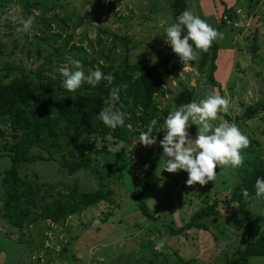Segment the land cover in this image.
<instances>
[{"label":"rangeland","instance_id":"1","mask_svg":"<svg viewBox=\"0 0 264 264\" xmlns=\"http://www.w3.org/2000/svg\"><path fill=\"white\" fill-rule=\"evenodd\" d=\"M170 3L171 0H0V76L10 71L8 77L12 73H26L36 79V72L49 75L68 64L70 58L80 60L86 74L97 68L111 70L125 55L126 47L133 61L166 60L174 74L165 80L164 87L172 91L156 95L159 107L167 108L168 114L178 108L172 93L181 84L192 86V101L197 102L213 93L221 96L222 90V95L229 99V111L219 113L220 119L214 124L233 123L235 119L249 138V147L241 153L244 166H218L213 182L203 187L188 186L187 172L163 170L167 157L162 147L157 165L152 166L155 144L144 146L133 137L129 142L108 141L110 151H92L91 166L68 173L60 163L62 152L52 145V158L24 163L20 173H37L40 179L48 181L77 183L79 190L105 184L113 188L116 205L107 215L97 216L105 206L97 203L57 222L40 219L19 227L8 221L1 209V177L11 163L8 151H3L0 264H222L249 227L257 233L264 231V200H256L255 195L239 209L219 203L218 213L203 217L207 224L204 229L191 227L184 234H172L163 223L174 227L185 224L197 208L214 196L224 198L243 172L264 161V112L236 119L247 104L264 100V0H187L189 10L222 32L224 39L214 41L216 55L212 62L210 57L201 66L199 54L185 69L166 43L165 30L174 22ZM50 5L53 7L49 8ZM224 7L229 21L221 23ZM29 16L35 17L32 29L18 32L19 19ZM113 32L130 36L129 44L113 40ZM209 64L213 67L211 75ZM13 65L18 68H7ZM7 128L3 125L6 131L0 133V143L4 137L13 139ZM196 131L195 125L188 129L187 146L195 147ZM164 135L161 129V139ZM92 139L88 135L81 141L88 143ZM101 141L98 138L94 147H100ZM120 149H124L130 161L122 168L120 156L113 152ZM37 150L47 153L45 146ZM79 150L75 147L76 152ZM142 186L139 197L145 199L155 215L161 214L158 219H149L138 207L133 192ZM161 238H166V245L157 251L155 242ZM248 264H264V256H252Z\"/></svg>","mask_w":264,"mask_h":264},{"label":"trees","instance_id":"2","mask_svg":"<svg viewBox=\"0 0 264 264\" xmlns=\"http://www.w3.org/2000/svg\"><path fill=\"white\" fill-rule=\"evenodd\" d=\"M27 5V1H25ZM171 12L176 18L186 9L189 10L187 0H171ZM50 5L49 8H52ZM223 12L220 22L226 23ZM52 18L56 20L54 15ZM107 31L106 29H104ZM186 34V33H185ZM113 40L120 39L127 44L130 36L112 33ZM67 41V40H66ZM191 43V42H190ZM255 46V44H253ZM75 46V44H73ZM121 60L111 70H102L105 75L112 74L114 81L111 85L101 80L92 86L84 83L75 92L62 87V77L57 68L49 75L38 71L36 79L26 73H12L10 77L6 71L0 76V133L6 131L3 125L8 126L13 139L4 137L0 143V153L3 151L10 155L11 163L5 169L1 184L4 186L2 213L13 225L24 227L40 219L59 221L92 204L102 203L97 216L107 215L116 205L114 190L105 184L90 190H79L77 183L67 184L63 181H48L40 179L37 173L32 175L21 174L20 166L36 159H49L53 157L50 146L56 145L62 152L60 163L68 173L79 168H87L93 163L92 151L99 152L108 149L109 142H129L133 137L139 138L142 131H146L152 119L157 120L154 135L157 138L152 166H156L160 158L159 141L161 140V127L168 114V109L160 108L156 95H164L171 88L164 87L166 79L174 74L173 68L167 66V61L158 63H143L133 61L129 57V49ZM216 43L207 52H200V65L211 62L216 55ZM210 62V63H211ZM214 65V64H213ZM15 69L18 66H10ZM210 75L212 64L208 65ZM41 74V75H40ZM211 77V76H210ZM126 84L127 88L121 86ZM113 87L120 88V99L112 101L110 92ZM223 91H220L222 97ZM194 89L192 86L181 84L172 93V100L177 107L192 101ZM105 107L120 110L125 113V124L115 129L109 128L97 118L99 111ZM259 111L264 112V100H257L254 104H247L236 119H248ZM264 120V113L262 114ZM231 120V118H229ZM235 119L233 122L235 123ZM264 132V128H263ZM92 135L93 139L84 143L81 138ZM102 140L100 147H94L97 139ZM45 146L47 153L37 150ZM75 147L80 148L75 151ZM120 156V168L130 162L124 149L114 150ZM252 163V162H250ZM121 175V170L119 176ZM102 178V175H99ZM264 177V161L254 164L248 172H243L240 178L226 192L224 198L212 197L197 208L185 224L177 227L163 222L172 234H184L191 227L207 228L203 217L218 213V205L230 206L239 209L245 205L250 197L255 195V182L257 178ZM140 183V182H139ZM138 183V184H139ZM147 181L142 182L145 186ZM134 191L137 204L142 214L151 220L158 219L159 215L148 207L145 199L139 197L141 188ZM242 189H247L249 198L244 199ZM252 256H264V231L257 233L251 227L242 234L241 241L230 255H226L222 264H248Z\"/></svg>","mask_w":264,"mask_h":264},{"label":"clouds","instance_id":"3","mask_svg":"<svg viewBox=\"0 0 264 264\" xmlns=\"http://www.w3.org/2000/svg\"><path fill=\"white\" fill-rule=\"evenodd\" d=\"M13 19L16 18L13 17ZM34 20L33 16L26 19L20 18L21 27L17 28V31L29 32ZM165 33L166 43L178 55L184 69L198 59L200 52H207L214 41L224 39L222 32L214 29L199 15L188 9L184 10L176 21L166 28ZM153 62H155L154 59ZM57 71L62 77V87L70 92H75L84 83L95 86L104 80L107 85H111L114 81L112 74L105 75L99 68L89 70L86 74L83 64L77 59L70 58L68 64L59 67ZM121 87L126 89L127 85L124 84ZM119 93L120 88L113 87L110 99L118 101ZM229 105V99L213 93L205 99L198 102L193 100L170 112L161 127L165 135L159 141L163 155L167 157L163 170L168 173L183 170L188 174L186 181L188 186L199 184L203 187L216 179L218 166L243 167L244 156L241 153L249 147V138L234 122L222 121L218 125L214 124L220 119L219 113L229 111ZM97 118L112 129L125 124V113L110 107L99 111ZM156 125L157 120L152 119L147 130L140 133L139 144L152 146L157 143V138L152 135ZM192 125H195L197 129L196 138L193 140L195 147L187 146L190 140L188 129ZM254 187L255 199L264 200V177L257 178ZM241 191L243 198L248 199L250 195L248 190L242 189ZM165 245L166 238H161L155 242V249L162 250Z\"/></svg>","mask_w":264,"mask_h":264},{"label":"built area","instance_id":"4","mask_svg":"<svg viewBox=\"0 0 264 264\" xmlns=\"http://www.w3.org/2000/svg\"><path fill=\"white\" fill-rule=\"evenodd\" d=\"M224 18H227V16H226V15H224ZM226 20H227V22L229 21V20H228V18H227ZM235 24H236V22H235Z\"/></svg>","mask_w":264,"mask_h":264}]
</instances>
